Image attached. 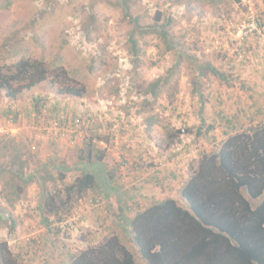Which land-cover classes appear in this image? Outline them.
Segmentation results:
<instances>
[{
	"label": "rangeland",
	"instance_id": "rangeland-1",
	"mask_svg": "<svg viewBox=\"0 0 264 264\" xmlns=\"http://www.w3.org/2000/svg\"><path fill=\"white\" fill-rule=\"evenodd\" d=\"M236 2L0 0V64L10 66L30 57L45 61L51 70L48 80L24 90L16 100L0 90V200L5 202L0 205V243L19 221L13 200H20L19 212L28 209L24 191L29 188V202L40 198L43 207L50 191L58 194L78 176L96 173L102 191L89 190L67 205L61 201L68 199L59 194L64 217L47 213L57 219L54 227L67 231L79 220L87 221L93 210L117 212L121 201L111 190L115 184H107L110 170L116 168L113 173L121 182L127 170L139 168V160L150 168L155 145L168 156L177 153L176 161L194 169L193 162L200 160L198 147L209 142L204 131H197L202 82L210 78L204 70L201 74L200 65L213 62L232 76L231 56L238 45L255 41L264 49L258 36L242 40L238 35L246 9ZM255 7L264 23V0ZM60 68L85 86L83 96L58 92L53 81L64 79L56 78ZM153 82H158L155 87ZM13 112H18L15 120ZM100 155L104 164L98 171L84 164ZM152 184L163 189L170 183ZM105 193L113 196L109 203ZM135 255L145 262L139 249ZM17 257L25 264V258Z\"/></svg>",
	"mask_w": 264,
	"mask_h": 264
},
{
	"label": "trees",
	"instance_id": "trees-1",
	"mask_svg": "<svg viewBox=\"0 0 264 264\" xmlns=\"http://www.w3.org/2000/svg\"><path fill=\"white\" fill-rule=\"evenodd\" d=\"M59 70L56 78L63 75L64 79L53 82L60 94L81 97L86 93L84 85L71 80L64 68ZM50 75L45 61L23 57L10 66L0 64V90L16 100ZM13 114L17 119L18 112ZM98 181L94 172H87L58 194L50 191L44 212L62 220L59 194L68 199L61 201L67 205L97 188ZM181 195L186 206L167 198L139 211L130 221L132 241L147 264H264V124L232 134L217 152L203 154ZM0 264H20L7 242L0 243ZM71 264L138 263L114 234L79 251Z\"/></svg>",
	"mask_w": 264,
	"mask_h": 264
},
{
	"label": "crops",
	"instance_id": "crops-1",
	"mask_svg": "<svg viewBox=\"0 0 264 264\" xmlns=\"http://www.w3.org/2000/svg\"><path fill=\"white\" fill-rule=\"evenodd\" d=\"M206 41L207 44L208 40ZM209 47V45L204 47L205 53L210 52ZM231 59L232 76L221 73L213 62H203L200 65L201 74L204 70L206 75L210 76L202 82L205 85L203 86L205 93L201 96L198 111L200 124L197 131L199 134L204 131L202 135L209 139L205 148L201 146L197 149L199 154L197 156L200 158L205 153L217 152L230 135L264 124V49L255 41L246 47L238 45ZM167 153L155 145V164L151 163L149 168L144 166L143 160H139V164L136 165L139 168L133 170L134 172L127 170L121 182H117L116 168L110 170L112 173L109 172L107 176V184H115L111 186V190H115L114 195L119 193L116 196L121 201L119 210H116L117 212H110L109 208L105 212L93 210L94 214L91 216L89 214L90 218L87 221L79 220L75 229L63 231L58 226L54 227L53 221L41 206L40 198L37 202H29L33 198L32 188H29L28 192L24 191L30 205L27 210L19 212L17 203L20 200H13L12 206L17 208L14 214L19 217V221L16 227L13 225L6 240L10 250L15 255L25 258V264H71L72 257L79 250L98 245L107 236L115 234L136 256L138 248L132 241L131 219L139 211L167 198H174L185 206L181 190L196 168V164L197 166L199 164L193 162L195 167L192 169V164L188 167L185 162L176 161L174 156L178 155L177 153L170 156ZM134 157L142 158L138 155ZM103 158L91 159L84 164L91 169L95 167L98 171L104 164ZM145 172L148 176L144 175ZM141 174L143 176H140ZM153 180H158L165 186L170 183L169 188L155 187L152 184ZM97 189L102 191L100 183ZM39 195L41 196V193ZM105 195L109 203L113 196L106 193ZM21 200L24 202L25 199ZM4 203L0 200L1 206ZM136 262L147 264L138 257Z\"/></svg>",
	"mask_w": 264,
	"mask_h": 264
},
{
	"label": "built area",
	"instance_id": "built-area-1",
	"mask_svg": "<svg viewBox=\"0 0 264 264\" xmlns=\"http://www.w3.org/2000/svg\"><path fill=\"white\" fill-rule=\"evenodd\" d=\"M257 1L258 0H237L236 2L238 8L241 7L246 9L244 15L239 19V24L237 26L238 35L242 40L249 39L253 36H258L260 39L264 40V23L255 7ZM95 202L98 203V200ZM56 220V218H51V221L58 223ZM60 225L63 227L64 224Z\"/></svg>",
	"mask_w": 264,
	"mask_h": 264
}]
</instances>
